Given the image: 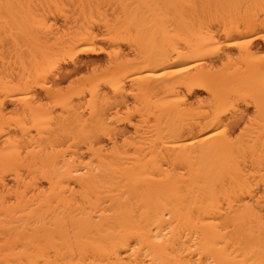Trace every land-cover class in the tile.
<instances>
[{
  "label": "bare ground",
  "instance_id": "1",
  "mask_svg": "<svg viewBox=\"0 0 264 264\" xmlns=\"http://www.w3.org/2000/svg\"><path fill=\"white\" fill-rule=\"evenodd\" d=\"M0 264H264V0H0Z\"/></svg>",
  "mask_w": 264,
  "mask_h": 264
},
{
  "label": "rangeland",
  "instance_id": "2",
  "mask_svg": "<svg viewBox=\"0 0 264 264\" xmlns=\"http://www.w3.org/2000/svg\"><path fill=\"white\" fill-rule=\"evenodd\" d=\"M102 56H104V55H102ZM8 67H11L10 65H8ZM68 80H70V79H68ZM67 79L66 80H64V82H62V84H65L67 81H68ZM131 103H129V105H130ZM130 128V129H129ZM132 127H130V126H128V127H126V128H124V131L123 132H126V134H127V132H129V131H125V130H130V132L132 133V131H133V129H131ZM129 132V133H130ZM129 133H128V135H129Z\"/></svg>",
  "mask_w": 264,
  "mask_h": 264
}]
</instances>
